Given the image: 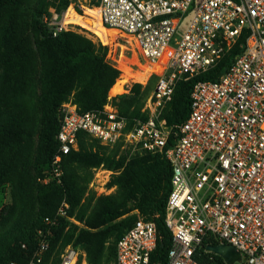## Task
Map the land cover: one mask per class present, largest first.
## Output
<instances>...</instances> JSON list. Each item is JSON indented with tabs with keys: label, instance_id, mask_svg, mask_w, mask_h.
<instances>
[{
	"label": "built area",
	"instance_id": "built-area-1",
	"mask_svg": "<svg viewBox=\"0 0 264 264\" xmlns=\"http://www.w3.org/2000/svg\"><path fill=\"white\" fill-rule=\"evenodd\" d=\"M74 1L62 10L51 5L44 14L52 37L79 26L68 20L70 10L84 12ZM97 3L102 25L130 39L140 62L162 68L145 106L148 118L131 126L112 105V97L97 111L80 112L73 102L64 103L59 148L38 181L63 184L64 159L78 151L81 134L161 155L172 167L165 216L172 235L167 264H202L198 257L205 248L213 253L208 247L226 244L242 254V263L264 264V0ZM239 43L240 53L219 79L194 85L186 121L169 125L163 112L173 102L177 83L214 69ZM68 208L64 201L54 217L44 218L49 229L38 230L31 264H42L49 251L50 227L62 217L72 220ZM160 239L156 222L139 216L118 241L114 264H160L152 262ZM81 256L69 245L58 264H79Z\"/></svg>",
	"mask_w": 264,
	"mask_h": 264
},
{
	"label": "rangeland",
	"instance_id": "rangeland-1",
	"mask_svg": "<svg viewBox=\"0 0 264 264\" xmlns=\"http://www.w3.org/2000/svg\"><path fill=\"white\" fill-rule=\"evenodd\" d=\"M67 2L71 3V0H23L24 5L21 10L24 11L25 16H20L18 19L15 17V19L19 20L18 32L28 45L30 62H36L37 65L42 62L43 57L46 60L50 59L45 45L46 40L51 38L44 37L47 33L41 24V18L51 5L65 7ZM74 2L79 11L82 8L85 10L82 15L90 16L92 19L86 17L73 19L80 26L76 27L72 33L83 36L97 48L102 46L107 49L104 57L105 64L121 73L108 94V98L112 97V105L131 126L146 120L148 113L144 112L145 106L159 78V73H155L156 71L152 73L155 70V65L148 66V63L139 61V52L130 39L120 35L117 31L98 25L99 18L96 16L98 12L94 8L97 5V0H75ZM1 13L0 22H6L12 17V14ZM26 17H29V22L38 23L43 34L32 31L30 23L24 27L23 19ZM47 32L50 35L48 30ZM40 51H44V56ZM100 55L104 56L103 51H100ZM26 68L28 71L26 81L28 79L30 81L23 89L18 90V87L15 86L13 90L16 93L13 92L11 100L15 115L24 125V133L18 139L0 147V264H9L16 258L18 256L15 251L16 247H19L20 243L27 240L28 236L34 232V227L39 223L41 217L54 212L64 201L71 207L73 217H71L70 223L80 229L90 231L95 235L94 239L105 240L106 252L99 264H114V255H109L107 252L109 248L114 249L116 236L119 233L113 229V225L137 215L140 211L136 209L134 203H129L128 209H132V211L119 220L97 229L89 228V223L97 224L100 220L98 216L102 210L123 204L118 186L111 185L113 178L124 173L131 162H137L145 154L135 151L133 147L124 142L107 145L92 137H84L82 139L83 146L81 147L79 144L78 151H76V153L83 152L84 157L76 158L74 163H68L65 168L66 176L70 169L77 173L80 184L85 189L79 204L71 199L74 194L72 197L69 195L64 182L61 189H58L57 192L54 190L52 195L47 192L49 190L42 189L38 183L37 174L50 162L56 133H53L52 141L47 146L42 143L41 134L52 123L57 122L62 104L54 107L51 103H47L44 100L46 93L42 92L39 80L28 67ZM151 69L148 78L150 75L152 77L147 85V80L142 83L139 79H131L128 84H125V81L129 80L131 76H140ZM222 71H224L223 67L217 68L210 76L216 77ZM180 82L177 83L175 92ZM144 84L146 87L143 86ZM124 86L125 91L122 94H116L121 92ZM47 97L53 98V95L49 94ZM72 99L73 96L68 102H73ZM171 110L172 106H167L164 109L163 117L167 118ZM52 146L53 148H51ZM45 193H49L48 201L44 203L46 205L43 204ZM61 243L62 239L56 240L54 250L45 264H55L61 258ZM76 249L82 255L79 264H90L87 254L80 248Z\"/></svg>",
	"mask_w": 264,
	"mask_h": 264
},
{
	"label": "trees",
	"instance_id": "trees-1",
	"mask_svg": "<svg viewBox=\"0 0 264 264\" xmlns=\"http://www.w3.org/2000/svg\"><path fill=\"white\" fill-rule=\"evenodd\" d=\"M23 5V0H0V13L12 14L10 20L0 22V147L18 139L24 133V125L19 122V118L15 115L11 100L12 95L16 93L13 88L17 86L18 90L23 89L27 82L30 81L29 79L26 81V73H28L26 67L39 80L42 92L46 93L44 100L47 103H51L54 107H57L59 104L63 105L70 101V97L73 96L72 100L80 112L103 109L108 102L110 89L121 74L117 69L105 64L104 57L107 49L102 46L97 48L91 41L72 32H65L59 37L53 38L47 32V28L43 23V17L41 18V24L47 33L46 35L44 32V37L48 36L51 38L50 40H46L45 45L50 59L46 60L43 57L42 62L37 65L36 62H30L28 45L18 32L19 20L17 19L20 16H25L24 11L21 10ZM68 5L69 2L66 3L65 7L59 6V10L65 9ZM28 18L23 19L24 27L27 23H30L32 31L43 34L38 23H31L28 21ZM244 38L240 43L243 42ZM240 43L214 69L192 80L181 81L178 84L174 101L170 104L172 110L167 115V118L164 116L169 125L181 124L186 121L190 113V96L194 85L200 80L219 79L231 65L233 59L240 53ZM100 51H103L104 56L100 55ZM40 52L44 56V51ZM220 67L224 68L221 74L216 77L210 76L214 70ZM49 94H52L53 98H48L47 95ZM59 129L58 114L57 122L52 123L41 134L42 143L46 146L50 144L52 141L51 136L54 132L57 136ZM56 136L50 162L38 172L37 179L43 176L44 172L51 167L54 155L59 148ZM84 137L89 136L86 134L79 136L81 147L83 146L82 139ZM83 157V152H72L67 155L63 163L64 172L68 163H74L76 158ZM9 168L11 169L12 165ZM171 178L172 167L168 159L161 155L153 156L150 154H145L137 162H131L124 173L113 178L111 185L118 186L122 194L123 204L115 208L102 210L98 216L100 218L99 222L97 224L89 223V228L97 229L129 214L132 211V209H128L129 203H134L136 209L140 211V215L128 217V219L113 225V229L119 233L116 236L114 249L109 248L107 252L109 255L113 254L115 260L118 241L132 228L139 216H143L156 222L161 237L158 248L152 256V262H160V264L168 263L172 235L165 224V216L168 197L172 189ZM63 182L69 195L72 197V194H74L71 199L74 202L77 201L79 204V200L84 194L85 189L80 184L77 173L73 169H70L69 174L67 173V176L66 174L64 175ZM38 183L42 189L49 190L47 192L51 193V195L54 190L57 192L63 185L57 183L45 185L39 181ZM49 193H45L43 204L48 201ZM59 206L54 212L47 213L41 217L39 223L34 227V232L28 236L27 240H23L19 247H16L18 251H15L18 256L9 262V264H29L33 260L39 245L37 232L41 229L46 232L49 229L44 224V218L54 217L61 207ZM67 216L73 217L70 205L67 209ZM50 229L53 232L52 237H50V249L45 253L42 264H45L46 260H48L47 258L53 252L56 240L60 239H62V252L69 245H72L74 248H80L87 254L90 264H99L104 257L106 252L105 240L99 241L94 239L95 235L93 233L73 225L69 219L62 217L58 221V224L50 227ZM205 249L203 250V255L198 257V260L202 264H226L222 257L214 253H206ZM60 260L59 258L56 263H59Z\"/></svg>",
	"mask_w": 264,
	"mask_h": 264
},
{
	"label": "water",
	"instance_id": "water-1",
	"mask_svg": "<svg viewBox=\"0 0 264 264\" xmlns=\"http://www.w3.org/2000/svg\"><path fill=\"white\" fill-rule=\"evenodd\" d=\"M208 250L222 257L227 264L242 263V254L232 245L210 246Z\"/></svg>",
	"mask_w": 264,
	"mask_h": 264
},
{
	"label": "bare ground",
	"instance_id": "bare-ground-1",
	"mask_svg": "<svg viewBox=\"0 0 264 264\" xmlns=\"http://www.w3.org/2000/svg\"><path fill=\"white\" fill-rule=\"evenodd\" d=\"M85 9H86V8H85ZM97 12H98V13L96 14V16L99 18L98 25H100L101 27H104V26L102 25V23H101V20H100V14H99V11L97 10ZM84 13H85V10H84ZM76 17H86V18H88V19H92V17H90V16H87V15H85V14H84V15L77 14V12L70 10V12H69V14H68V20H69L71 23H74V24L77 25V22L73 20V19H75ZM79 26H80V25H79ZM104 28H106V27H104ZM106 29H109V28H106ZM109 30H113V29H109ZM113 31H116V30H113ZM117 32H118V31H117ZM151 71H152V69H151L150 71H147V73H143V74L140 75V76H139V75L131 76V78H130L129 80L125 81V84H128L129 81H130L131 79H139V81H141L142 83H144V82L148 79V75L151 73ZM154 71L160 73V72H162V68L156 64V65H155V70H153L152 73H153ZM124 88H125V86L123 87V89H122L121 92L116 93V94H122V92L125 91ZM116 94H115V95H116ZM115 95H113V96H115Z\"/></svg>",
	"mask_w": 264,
	"mask_h": 264
},
{
	"label": "crops",
	"instance_id": "crops-1",
	"mask_svg": "<svg viewBox=\"0 0 264 264\" xmlns=\"http://www.w3.org/2000/svg\"><path fill=\"white\" fill-rule=\"evenodd\" d=\"M155 73H158V72H155Z\"/></svg>",
	"mask_w": 264,
	"mask_h": 264
}]
</instances>
